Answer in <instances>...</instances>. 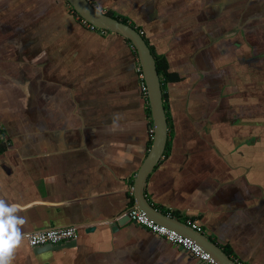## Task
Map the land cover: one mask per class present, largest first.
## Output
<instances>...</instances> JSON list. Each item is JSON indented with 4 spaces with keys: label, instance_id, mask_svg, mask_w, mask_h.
<instances>
[{
    "label": "crops",
    "instance_id": "1",
    "mask_svg": "<svg viewBox=\"0 0 264 264\" xmlns=\"http://www.w3.org/2000/svg\"><path fill=\"white\" fill-rule=\"evenodd\" d=\"M90 1L167 61L168 140L146 198L264 264V0ZM138 66L66 0H0V200L24 220L9 264H203L121 215L153 136ZM72 225L69 247L23 238Z\"/></svg>",
    "mask_w": 264,
    "mask_h": 264
},
{
    "label": "water",
    "instance_id": "2",
    "mask_svg": "<svg viewBox=\"0 0 264 264\" xmlns=\"http://www.w3.org/2000/svg\"><path fill=\"white\" fill-rule=\"evenodd\" d=\"M66 1L79 18L94 28L118 34L128 40L136 51L138 57L143 82L146 87L153 136L149 151L133 179L134 207L142 211L157 224L166 226L193 240L208 252L219 264H240L234 258L230 257V255L217 243L212 241L208 235H205L202 231L193 227L188 222H183L170 215L164 214L156 209L146 198L144 191L145 183L161 157L164 155L166 149L168 140V121L164 106L161 79L156 67V60L142 33L133 25L114 17L107 12L101 11L90 0ZM117 222H120V220L118 219ZM77 238L58 245L47 244L33 248L35 251H45L69 247L76 244Z\"/></svg>",
    "mask_w": 264,
    "mask_h": 264
},
{
    "label": "built area",
    "instance_id": "3",
    "mask_svg": "<svg viewBox=\"0 0 264 264\" xmlns=\"http://www.w3.org/2000/svg\"><path fill=\"white\" fill-rule=\"evenodd\" d=\"M84 25L88 26L91 29H96L84 20H82ZM105 32L104 30H101ZM138 72L141 79V90L146 95V87L143 82L142 72L140 66H138ZM8 145V140L4 129L0 127V151ZM122 216H127L131 221H134L136 224L148 229L152 233L164 238L168 242L180 246L183 249L190 252L195 258L203 264H219L213 257L210 256L201 246L196 244L193 240L188 237H185L179 234L177 231L172 230L166 226L159 225L151 218H149L142 211L137 208L130 207L126 209ZM189 223V222H188ZM191 224V223H189ZM192 225V224H191ZM195 227V225H192ZM79 226H62V227H51L43 230H37L31 233H28L23 236L26 239L30 247H39L47 244L58 245L62 244L68 240L76 239L78 237Z\"/></svg>",
    "mask_w": 264,
    "mask_h": 264
},
{
    "label": "clouds",
    "instance_id": "4",
    "mask_svg": "<svg viewBox=\"0 0 264 264\" xmlns=\"http://www.w3.org/2000/svg\"><path fill=\"white\" fill-rule=\"evenodd\" d=\"M16 205H9L0 200V264H9L13 249L19 244L23 218L15 215Z\"/></svg>",
    "mask_w": 264,
    "mask_h": 264
},
{
    "label": "trees",
    "instance_id": "5",
    "mask_svg": "<svg viewBox=\"0 0 264 264\" xmlns=\"http://www.w3.org/2000/svg\"><path fill=\"white\" fill-rule=\"evenodd\" d=\"M80 20L82 21L81 18H80ZM120 20H122V21L127 23V21L125 19H123V18H120ZM151 52L153 53V55L155 57L156 67H157L159 75L160 76H162V75L170 76V74L167 73L168 65H167V61H166L165 57L155 55L152 49H151Z\"/></svg>",
    "mask_w": 264,
    "mask_h": 264
}]
</instances>
